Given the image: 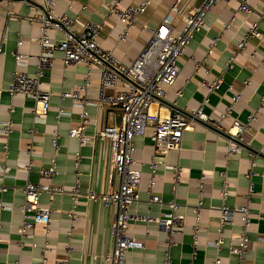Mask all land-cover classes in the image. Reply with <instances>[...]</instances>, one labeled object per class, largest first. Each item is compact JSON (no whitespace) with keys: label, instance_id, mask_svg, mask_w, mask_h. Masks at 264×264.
I'll list each match as a JSON object with an SVG mask.
<instances>
[{"label":"crops","instance_id":"0c3cea01","mask_svg":"<svg viewBox=\"0 0 264 264\" xmlns=\"http://www.w3.org/2000/svg\"><path fill=\"white\" fill-rule=\"evenodd\" d=\"M55 1L56 13L73 17L77 30H82L87 21L101 24L99 45L130 65L166 16L171 14L173 25L182 29L183 16L202 0H180L179 13L171 11L177 0H151L130 27L118 14L108 12L107 4L112 0ZM141 1L120 0L118 8L123 10ZM242 2L220 1L207 12V27L194 34L178 61V76L171 86H165L164 104L152 106L154 112L162 114L175 106H202L210 120H198L192 130L184 132L180 147L165 155L153 145V128L134 138V166L141 168L142 175L140 199L129 208L128 232L142 246L128 250L125 264H215L217 258L222 264H264V0H248L250 12L241 10ZM41 8L38 2L0 0V87L4 89L12 84L15 70L29 75L37 72L41 31L30 17ZM255 22L261 35L249 36ZM49 35L61 40L59 34ZM245 38V50L235 56L238 43ZM16 51L26 56L25 64L16 63ZM55 56L53 66L45 69L41 78L42 87L52 94L42 121L34 118L38 104L35 98L11 95L6 90L0 97V124L11 123L9 133L0 129V264H110L106 256L114 248L111 226L117 218V207H106L86 197L76 203L70 191L78 187L83 193L102 192L118 186L119 179L111 174L109 166L110 143L98 140L96 133L105 126H121L122 109L99 104L97 68L64 66L62 53L57 51ZM215 76H222L223 82L208 94L203 81ZM88 80L90 85L80 96L89 112L85 132L90 140L82 145L69 135L70 129L79 124L82 107L62 94L79 89ZM121 89L110 87L107 92L115 94ZM236 94L240 97L233 104ZM206 95L209 100L203 103ZM230 107L229 116L223 117ZM61 108L66 114L58 118ZM234 121L245 128L238 141L240 150L230 152V136L233 139L236 135ZM55 130L59 133L57 149L53 144ZM28 148H32L31 154ZM28 164L30 170L25 169ZM4 165L8 171L3 170ZM53 166L57 171L53 177L41 176V168ZM27 182L64 190L40 195V203L52 211L47 226L22 228L21 206ZM152 196L161 201L152 202ZM172 202L184 223L169 244L168 231L152 219L171 213ZM223 205L233 210L247 205L249 224L244 225L240 213L222 224ZM242 233L247 235L248 248L241 259L231 252V246ZM218 238L223 239L220 247L213 244Z\"/></svg>","mask_w":264,"mask_h":264},{"label":"built area","instance_id":"2783aa9c","mask_svg":"<svg viewBox=\"0 0 264 264\" xmlns=\"http://www.w3.org/2000/svg\"><path fill=\"white\" fill-rule=\"evenodd\" d=\"M29 4L40 3L42 8L30 19L40 26L41 35L38 42L41 46V54L38 57L37 72L35 75L20 70H15L13 82L7 88L0 87V97L6 90L11 95L24 94L35 98L37 107L34 111V118L42 121L50 107L51 92L42 87L41 78L44 70L53 66L56 58L55 53H62L61 60L64 66L82 64L89 68H97L100 72L99 81V104L119 105L122 109V125H112L100 128L96 137L100 141L109 142L111 146V157L109 166L111 174L119 179L118 186L111 191H89L83 193L78 187L73 188L70 193L74 202H78L81 197H86L93 202H101L106 207H117V218L111 226L114 238V248L106 259L110 264H125L128 250L141 247L142 243L130 236L128 232L131 214L129 208L140 199L138 186L141 182V168L135 167L133 153L135 151L134 138L136 135L143 134L147 128H153V145L157 152L165 155L170 150L178 149L181 145L183 134L187 130H192L198 120L209 121L210 118L203 112L202 106L192 108L190 106L173 107L168 114L154 112L153 104L162 106L166 100L165 86H171L180 72L178 61L183 55L187 44L194 34L207 27L205 16L207 12L218 2L227 0H202L201 3L183 16V27L177 29L173 25V16H166L161 23L152 31V35L142 50L140 55L130 65L120 62L111 50L104 49L97 41L101 24L87 21L82 30L74 27L75 19L66 13H56L55 0H25ZM151 0H142L139 4L128 5L125 9L118 8L120 0L108 2V12L118 14L120 20L130 27L134 24L138 16L147 10ZM177 0L172 5L171 11L179 13L181 8ZM241 10L250 12L248 0H243ZM263 16V15H262ZM49 32H54L61 36V40L50 37ZM258 22H255L249 29V36H260ZM22 42H19V45ZM246 38L237 45L235 56L245 50ZM212 51L209 50L208 54ZM18 65L25 64L26 56L19 52L14 53ZM235 57L231 58L228 67H232ZM222 76H215L210 80L203 81V84L211 94L221 87ZM90 85L88 80L85 85L72 92L62 94L63 98H73L77 100L78 106L82 107L79 124L71 128L69 135L79 139L82 145L89 142L90 138L86 135V127L89 123V112L86 109V102L80 96V92L86 90ZM119 86L122 89L115 94H109L110 87ZM178 95L181 94L179 90ZM239 94L232 98L233 104L239 99ZM264 99V98H263ZM205 96L203 103L208 101ZM231 107L227 108L223 117L229 116ZM65 110H59L57 117L64 116ZM254 118L251 116L250 120ZM236 128L235 138L230 139L229 151H239V139L245 126L238 122H233ZM0 129L4 133H9L11 123L0 124ZM55 139L53 144L58 148L57 139L59 133L54 131ZM28 154L32 153V148H28ZM79 162L80 155L77 154ZM157 164V163H156ZM154 164V167L156 166ZM3 170L8 171V166H2ZM30 164L25 166L30 170ZM57 173L56 168H41L40 174L44 178H51ZM154 182H150V187ZM64 191L62 188H54L51 185L41 183L35 184L27 182L24 187L25 202L21 206L23 213V227L32 224L47 226L51 221V209L44 207L40 203V195L49 192L53 195L56 192ZM227 191L223 190V195ZM152 202H160L158 196L151 197ZM172 212L164 218L152 219L164 226L168 231L167 242H173V233L179 232L184 223V217L175 211V203H171ZM221 223L233 221L235 214L240 213L245 226L249 224V207L247 205L230 209L228 206H221ZM223 243L222 238H218L213 244L220 247ZM248 248V238L245 233L239 234L231 246V252L238 254L242 259ZM41 264H44L43 262ZM215 264H222L217 258Z\"/></svg>","mask_w":264,"mask_h":264},{"label":"water","instance_id":"95a60500","mask_svg":"<svg viewBox=\"0 0 264 264\" xmlns=\"http://www.w3.org/2000/svg\"><path fill=\"white\" fill-rule=\"evenodd\" d=\"M230 139H232V137L230 136Z\"/></svg>","mask_w":264,"mask_h":264}]
</instances>
